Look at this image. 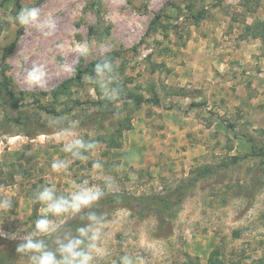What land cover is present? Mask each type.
Returning a JSON list of instances; mask_svg holds the SVG:
<instances>
[{"label":"rangeland","instance_id":"rangeland-1","mask_svg":"<svg viewBox=\"0 0 264 264\" xmlns=\"http://www.w3.org/2000/svg\"><path fill=\"white\" fill-rule=\"evenodd\" d=\"M20 4L57 26L50 36L22 27L15 0H0V198L13 204L0 211V264H27L16 247L41 215V186L66 196L84 181L103 187L104 177L115 181L109 193L135 196L198 178L160 218L153 206L104 211L93 264L125 255L133 264H264V164L255 155L264 149V0ZM102 53L113 62L115 101L92 74H77ZM34 63L46 67L44 86L25 81ZM64 128L97 142L81 150L87 159L63 151ZM58 159L69 168L54 171ZM74 216L49 218L63 226Z\"/></svg>","mask_w":264,"mask_h":264},{"label":"clouds","instance_id":"clouds-1","mask_svg":"<svg viewBox=\"0 0 264 264\" xmlns=\"http://www.w3.org/2000/svg\"><path fill=\"white\" fill-rule=\"evenodd\" d=\"M41 10L34 6L22 7L15 16L16 22L22 27H34L44 36L52 35L56 30V20L52 16L41 18ZM95 64L93 83L100 89L104 97L110 101L119 99L114 89L110 91L111 78H106L113 71V62L105 54ZM47 70L43 64L34 63L25 74V81L30 86H44L47 83ZM51 121L49 122L51 126ZM66 143L63 151L71 157L85 160L81 150L90 151L97 148L95 140L85 142L67 128L60 129ZM70 161L64 159L55 160L51 167L56 172H62L69 168ZM93 168L101 169L99 162L93 163ZM104 186H88V181L76 186V190L68 195H60L53 186H41L33 196V202L43 205L41 215L35 221L34 230L22 237L16 247L17 254L27 257V264H93L94 252L98 247L104 227L103 217L94 212L87 214V220L91 223L76 229V235L65 231L61 236L60 229L63 221L55 222L49 217L73 216L81 213L83 209H90L96 205L109 192L116 190L112 177H104ZM12 200L8 197L0 198V211H8L12 208ZM84 217H82L83 219ZM52 238L51 244L49 238ZM120 264H133L132 257L125 255L120 257Z\"/></svg>","mask_w":264,"mask_h":264},{"label":"trees","instance_id":"trees-1","mask_svg":"<svg viewBox=\"0 0 264 264\" xmlns=\"http://www.w3.org/2000/svg\"><path fill=\"white\" fill-rule=\"evenodd\" d=\"M15 6H16V14H17L18 11L22 8L20 4V0H15ZM16 32L17 34L20 33L21 29L20 28L17 29ZM13 48H14V42L4 48L3 56H6ZM95 64L96 63L93 62L90 65H88L86 68L80 69L77 73L78 77H80V75L83 74L84 72L94 75L93 70ZM126 96H127L126 98L132 99L135 103H140L142 101V97L135 94L129 93ZM155 102H158V100L156 99ZM44 109L48 112H55L53 109L49 110L46 107H44ZM255 155L261 156L262 158L261 164H264V149H262L260 153L259 152L255 153ZM197 178L198 177L188 179L185 184L178 185L171 191L164 194L135 196V195H127L124 193H108L96 205H93L90 209H83L81 213L76 214L72 218V220L61 226L60 233L62 232L64 233L65 231H67V232H71V234L75 236L77 234L76 233L77 228L87 226V224L90 222L86 218L89 212H94L97 214V216H101L104 213V211L115 209L118 207H127L132 210H138V212L141 213L144 211L145 208H151L153 206L157 208L160 218V216L166 209L179 203L182 200V196L185 190L190 186H192L197 181ZM82 217L84 218L82 219ZM159 221L162 222L161 220ZM51 239L52 238L50 237L49 238L50 244L52 241Z\"/></svg>","mask_w":264,"mask_h":264},{"label":"crops","instance_id":"crops-1","mask_svg":"<svg viewBox=\"0 0 264 264\" xmlns=\"http://www.w3.org/2000/svg\"><path fill=\"white\" fill-rule=\"evenodd\" d=\"M218 62H219V63H222V62L219 61V60H218ZM191 64L194 65V67H195V63L191 62ZM189 71H190V70H189ZM169 125H170V124H169ZM169 127H172V124H171ZM165 129H166V127H165Z\"/></svg>","mask_w":264,"mask_h":264}]
</instances>
